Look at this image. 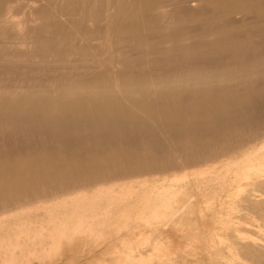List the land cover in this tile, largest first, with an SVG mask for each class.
I'll return each mask as SVG.
<instances>
[{
  "label": "bare ground",
  "instance_id": "obj_1",
  "mask_svg": "<svg viewBox=\"0 0 264 264\" xmlns=\"http://www.w3.org/2000/svg\"><path fill=\"white\" fill-rule=\"evenodd\" d=\"M257 98L264 0H0V264H264Z\"/></svg>",
  "mask_w": 264,
  "mask_h": 264
},
{
  "label": "rangeland",
  "instance_id": "obj_2",
  "mask_svg": "<svg viewBox=\"0 0 264 264\" xmlns=\"http://www.w3.org/2000/svg\"><path fill=\"white\" fill-rule=\"evenodd\" d=\"M35 5H37V4H35ZM40 5H41V4H40ZM40 5H37V7L40 6ZM37 7H36V8H37ZM19 13H22V14H19ZM19 13H18V14L20 15V17H22L21 15H24V17H26V15H27V14L25 15V12H24V11H21V12H19ZM18 17H19V16H18ZM31 28H34V25H33ZM34 44L36 45V43H34ZM34 47H35V46H34ZM261 99H263V98H257V100L255 99L256 101H255L254 99H253L254 101L252 100L253 102H257V103L260 104V105L258 104V109H256V108H257V107H256L257 105H255L256 103H255V104H252V105H251V103L249 104V105L252 106V107H253V105H254V107H253V111H252V112L255 113V114L257 113V114H256V117H255L257 120H255V119L253 118V117L255 116V114H252V112H251L252 108L249 107V106L246 107V108H247V109H248V108H251L248 112H251L250 114H252L253 116H252V115H249L250 118H248V115H247L246 117H247L250 121H252V122H253V121L255 122V121H258V120H259V123H261V124L264 125V123H263V122H264V109H262V108H264V107H263L264 102H263ZM263 100H264V99H263ZM261 101H262V103H263L262 106H261V104H262ZM255 107H256V108H255ZM259 107H260V108H259ZM261 107H262V108H261ZM246 108L244 109V113L246 112V111H245ZM254 108H255V109H254ZM260 109H261V111H262V112L260 111L262 114L259 112ZM255 110H257V111H255ZM258 112H259V113H258ZM246 114H248V113L246 112ZM246 114H245V115H246ZM258 115H259V116H258ZM251 116H252V117H251ZM257 116H258L259 119L257 118ZM252 118H253L254 120H252ZM260 121H261V122H260ZM261 126H262V125H261ZM189 129H191V128H190V127L187 128V130H189ZM201 129H204V127H201V126H200V127H199V130H201ZM203 131H204V130H203ZM203 131H202V133H203ZM207 131H208V130H207ZM200 132H201V131H200ZM204 132H205V131H204ZM208 132H209V131H208ZM208 132H205V133H208ZM185 133H187V131H186ZM173 135H174V134H173ZM168 138H169V139H168ZM34 139H35V140H34ZM34 139H32V140L30 141V144H29V145L31 146L30 148H32V149H30V150L27 149V147L29 148V145H28V144H27L26 149L22 147L23 150H28V151H30V152H28L29 154L31 153V151H32V154H33L34 152L36 153V151L39 152V151H38L39 149H40V152H41V149H43L44 145H45V147L47 146L46 148L43 149V150L45 151L47 148H49V146L46 144L47 142L49 143V145H50V142H51V145L54 144L53 147L50 145V148L52 147L51 150H53V149H56V150H54V151H60V150H61V147L57 148L59 145L57 146V145H56L53 141H51L50 139H49V141H48V138H45V139H44V141H45L46 143H44V141H42V143H44V145L40 142L43 138H42L41 140H39L38 138H34ZM171 139L174 141L173 136L168 135L167 139L164 137V140H165L164 142H166L168 145L173 144L174 142H173V141L171 142ZM166 140H167V141H166ZM169 141H170V142H169ZM39 142H40V143H39ZM31 143H34V144H31ZM52 143H53V144H52ZM166 143H165V144H166ZM34 145H35V146H34ZM41 145H42L43 147H42ZM32 146H33V147H36V149L33 148ZM55 146H57V147H55ZM15 147L17 148V149L15 148L17 153H18L19 151H21V149H22L20 146H15ZM37 147H38L39 149H38ZM50 148H49V150H50ZM15 149H13V151H14V152L12 151L13 153H15ZM33 149H34V152H33ZM17 150H18V151H17ZM23 150H22V151H23ZM43 150H42V151H43ZM22 151H21L20 153H22ZM47 151H48V149H47ZM4 152H5V151H4ZM4 152L1 151L0 155H1L2 153L4 154ZM12 152H11L10 154H12ZM26 152H27V151H26ZM26 152H24V154H25V155H29L28 153L26 154ZM3 154H2L1 156H3ZM24 154L22 153V155H24Z\"/></svg>",
  "mask_w": 264,
  "mask_h": 264
}]
</instances>
